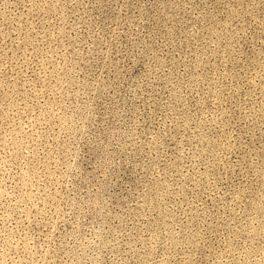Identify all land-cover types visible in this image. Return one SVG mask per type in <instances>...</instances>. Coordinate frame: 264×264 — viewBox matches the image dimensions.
Masks as SVG:
<instances>
[{
  "label": "rangeland",
  "instance_id": "obj_1",
  "mask_svg": "<svg viewBox=\"0 0 264 264\" xmlns=\"http://www.w3.org/2000/svg\"><path fill=\"white\" fill-rule=\"evenodd\" d=\"M0 264H264V0H0Z\"/></svg>",
  "mask_w": 264,
  "mask_h": 264
}]
</instances>
